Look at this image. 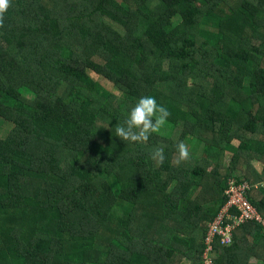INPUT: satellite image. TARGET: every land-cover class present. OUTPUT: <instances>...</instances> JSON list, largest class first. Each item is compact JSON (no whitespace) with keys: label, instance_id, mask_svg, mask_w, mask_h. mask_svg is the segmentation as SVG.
Returning <instances> with one entry per match:
<instances>
[{"label":"trees","instance_id":"1","mask_svg":"<svg viewBox=\"0 0 264 264\" xmlns=\"http://www.w3.org/2000/svg\"><path fill=\"white\" fill-rule=\"evenodd\" d=\"M142 95L169 134L122 141ZM0 120V264H264L260 222L209 236L231 181L264 220V0H8Z\"/></svg>","mask_w":264,"mask_h":264},{"label":"clouds","instance_id":"2","mask_svg":"<svg viewBox=\"0 0 264 264\" xmlns=\"http://www.w3.org/2000/svg\"><path fill=\"white\" fill-rule=\"evenodd\" d=\"M8 7V0H0V14ZM170 113L166 107L159 104L152 95L140 96L128 110L121 122L115 125L116 137L129 143H139L148 140L149 136L158 132L166 123ZM181 160L189 156L188 148L184 142L176 145ZM153 156L159 160L164 159L161 149L156 148Z\"/></svg>","mask_w":264,"mask_h":264},{"label":"built area","instance_id":"3","mask_svg":"<svg viewBox=\"0 0 264 264\" xmlns=\"http://www.w3.org/2000/svg\"><path fill=\"white\" fill-rule=\"evenodd\" d=\"M234 181H231L229 188L226 191V194L229 197L228 206H236L238 209L239 215H231L228 214V207L221 212L219 218L211 225L209 236H213L214 234H220L223 236V241L225 244H231L233 231L238 227L241 223L256 220L260 222L264 229V220L261 218L259 213L255 211L253 206L246 201L244 197V193L246 189H248L247 183L234 185ZM224 224V225H222ZM211 241V238H208V242ZM211 247H209V250ZM208 253H206L205 260L207 264H211Z\"/></svg>","mask_w":264,"mask_h":264},{"label":"rangeland","instance_id":"4","mask_svg":"<svg viewBox=\"0 0 264 264\" xmlns=\"http://www.w3.org/2000/svg\"><path fill=\"white\" fill-rule=\"evenodd\" d=\"M91 77L93 80H95L96 82L100 83V85L105 89L107 90L108 92H111L112 94L114 95H117V96H121V94L115 89L113 88V86L106 82L105 80L97 77L96 75L94 74H91ZM167 125L166 123L160 128V130L158 131V133L162 134V135H168L169 134V130L167 129ZM6 128L3 126L2 124V121L0 120V138L4 137L5 134H6ZM186 146L188 148V150H195V151H198L199 150V145L198 143H196L195 140H189L188 143H186ZM229 158H230V154H227L226 155V158H225V162L228 163L229 162ZM259 168H261L260 165H258ZM183 264H191L190 262H183Z\"/></svg>","mask_w":264,"mask_h":264}]
</instances>
